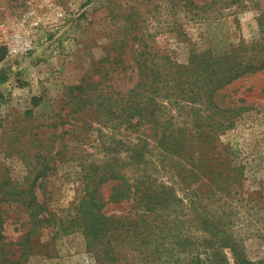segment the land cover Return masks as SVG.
I'll use <instances>...</instances> for the list:
<instances>
[{
	"label": "rangeland",
	"instance_id": "rangeland-1",
	"mask_svg": "<svg viewBox=\"0 0 264 264\" xmlns=\"http://www.w3.org/2000/svg\"><path fill=\"white\" fill-rule=\"evenodd\" d=\"M263 24L264 0H0L3 234L21 233L32 194L67 220L98 188L101 212L128 217L107 246L53 224L24 264H264V68L204 108L177 103L194 54L223 69ZM135 92L158 97L156 130L128 128Z\"/></svg>",
	"mask_w": 264,
	"mask_h": 264
},
{
	"label": "trees",
	"instance_id": "trees-1",
	"mask_svg": "<svg viewBox=\"0 0 264 264\" xmlns=\"http://www.w3.org/2000/svg\"><path fill=\"white\" fill-rule=\"evenodd\" d=\"M264 31V24H263ZM239 54V52H238ZM235 55L234 60L227 61L228 64L222 69L221 64H216V62L212 63L208 58L203 61H199L201 57L198 54H194L193 58L196 57L198 59L192 60L191 65H195L199 67L201 70L200 73L196 74L192 81H190L191 89L188 91L184 90V94L181 95L183 98L178 97V93H176L177 103L182 101H189L192 103H197L202 106H207L208 102H214L211 98L213 92L217 90V88L221 87V85H225L231 80L237 78L238 76L248 72L249 70L256 71L264 68V36L261 39L257 40L255 43V47L248 54L247 58H240L239 55ZM147 58H145L144 62L146 63ZM205 61V65H204ZM207 61V62H206ZM174 63L173 61L171 62ZM191 65H182L175 63V66L179 69H185L190 67ZM146 67V64L145 66ZM217 68V70L215 69ZM162 71V75H165L164 70ZM184 75L182 71H179ZM9 78L6 72H3L0 75V83L5 82ZM149 76H142L141 80L136 84V88L139 85H148L151 83L149 80ZM153 81V80H152ZM174 87L181 89V86L184 85V79L179 76H174ZM134 99L130 103V109L128 115L130 117V122L128 128L130 127H138L140 125H146L144 122L145 118L148 121L153 120L151 128L156 130L157 127V118L153 119V114H155V110L161 106L159 104L158 97L154 94L150 97V100L146 96L145 93H134ZM145 99L146 101L141 102V99ZM175 99V100H176ZM160 100H164L161 98ZM149 128L150 126H146ZM174 143H178L179 145H184V141H179L177 139L170 140ZM136 148L138 146V150L142 149V146L139 144L135 145ZM91 184H89L90 186ZM121 187V188H120ZM119 188V190H115ZM96 191L98 188H92L86 190L85 195L83 196L84 201L81 203L80 211L81 215L72 216L71 218H62V216H58L57 213L47 210L46 205L43 202H40L36 197V194H32V199L25 206L26 217L20 220V224L18 229L21 233L17 238H13L9 235L3 234L5 231L6 221L2 218V214H0V264H24L30 259V256L36 254L37 250L40 248L41 237L46 229H49L51 225L55 224V229L57 233L60 232L66 225L68 227H78L80 226L85 233L97 232L103 239H105V244L111 245V240L113 236L112 230H121L126 226V222H124L128 217L127 215L121 214H110L107 215L104 212H101V199L96 195ZM125 194V189L121 183L117 184L114 187L113 194L110 196L109 201L118 200L120 194ZM0 209H2L0 207ZM83 211V212H82ZM85 214V215H84ZM117 224V226L115 225ZM243 264H256L253 261L243 259Z\"/></svg>",
	"mask_w": 264,
	"mask_h": 264
}]
</instances>
